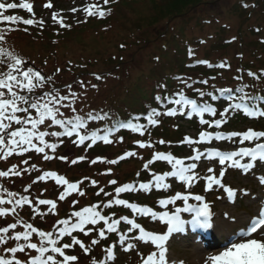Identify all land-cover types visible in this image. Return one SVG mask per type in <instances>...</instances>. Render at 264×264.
<instances>
[{"label": "snow or ice", "instance_id": "obj_1", "mask_svg": "<svg viewBox=\"0 0 264 264\" xmlns=\"http://www.w3.org/2000/svg\"><path fill=\"white\" fill-rule=\"evenodd\" d=\"M115 0H103V5L114 3ZM46 9L53 7L51 2L43 5ZM247 7V5H245ZM21 9L29 14V18H23L20 15L6 14L12 10ZM82 10L85 17H99L104 18L110 14V9L105 10L100 4H85L82 9L73 7L71 11L76 13ZM51 20L53 23L58 24L60 28H70L71 25L65 23V18L59 12H51ZM80 23L86 21H78ZM45 21L43 19L37 20L33 10V4L28 0H19L16 2H4L0 0V66L6 65V71H0V160H7L13 154L23 156L25 153L34 151L36 154H43L45 161L52 160L54 156L49 155L50 150L55 153L60 144L63 143L61 137L72 138V143L77 145H84L86 141L88 148H91L97 140H102L105 144H111L113 141L109 138L113 129H105L103 135H99L98 131H92L88 134L85 130L87 127L86 121H95L105 119L104 115H94L88 113L85 119L84 116L75 115L74 117H66L65 113L61 111V107L71 109L73 113L76 109L72 107L76 99V93L72 91V85H67V95H62L58 89L52 88L45 90L42 94H38V89H44L45 85L53 82L52 76L45 77L40 71L33 67H28L27 61L9 51L2 45L6 43V34L17 30V25L23 24L25 26H39L43 27ZM28 31L27 27L23 29ZM124 47V45H121ZM190 51V55H191ZM199 63L207 64L208 67H213L207 61H199ZM228 65L220 63L216 65L219 68H225ZM60 71L59 68L56 69ZM248 76H255V73L249 71ZM96 79H101L96 76ZM212 79H215L213 77ZM188 88L192 86L187 81H181ZM200 83L207 84L208 80H202ZM81 86L83 83L81 82ZM96 87V85H92ZM247 87V86H245ZM221 95L228 93V99H237L231 95L232 89L221 88L219 89ZM241 93L238 97L239 102L229 103L227 107L219 113L221 118L208 120L203 118L204 113H210L213 117L217 116V109L209 104H200L196 99L188 98L183 91L176 93L179 98L164 97L169 104L181 106L179 111L183 112L184 108H190L191 113L198 114L201 119L200 123L207 125L209 128L213 126L219 128L227 120L230 111L242 109L248 116L251 117H264V107L249 108L248 103L253 99L248 93L244 92L243 88L236 89ZM200 97L205 96V92L201 89H195ZM216 97H213L215 99ZM264 99V97H262ZM157 101H161V96L156 97ZM68 103H65V102ZM176 108H169L163 115L175 116L177 114ZM161 115L155 108H153L145 117L147 125L141 123H127L121 124L119 127L128 128L132 132L139 133L141 136L148 130V126H156L159 123L158 119ZM134 119H139L135 117ZM58 126L59 131H45L41 130V126L50 128L51 126ZM213 132L200 131L198 139H193L185 136L181 143L188 145L192 148L193 155L186 157L192 163H185L184 158H177L174 155L165 152L156 151L152 154L151 159L143 165L145 170L156 161H164L171 166L170 171H165L162 174L152 173L150 182L139 183L138 188L132 183H125L121 186L115 187V197L109 199L106 203L92 204L88 207H81L79 210L71 212L70 216L65 219H57L53 225L54 230H41L34 227L32 223L16 219L15 222L7 223L6 226H0V245L4 247L0 249V264H77L78 256L73 254H66L67 249L79 246L84 254H89L93 246L100 243L101 240L107 239V233H117L118 226L121 221H124L127 226V231H121L118 237V242L122 246V250L128 252L137 247V244L143 243L145 246L154 248L147 255L139 254L141 264H169L167 259L168 249L166 242L173 233L183 232L186 223H190L193 228L211 229L213 227L212 217L213 212L210 204L206 202L205 197L200 194H193L191 191L180 192L168 198H162L158 201L159 205L165 209L157 212L153 211L152 207H142L136 203H130L126 199L118 198L121 193L131 191H150L153 187L156 189H170L171 184L166 183L169 177L177 178L183 182L186 190L191 189L199 179L200 174L196 171L198 161L206 158L209 161L218 160L220 171L218 174L212 166L206 169V175L203 179L206 181L205 191L214 190V186L223 190L226 193L228 200H234L237 197V191L230 186L222 183V180L229 168L242 169L245 172L250 170L254 171L255 163L264 161V142L255 143L254 147H239L237 150L219 151L209 150L207 152L200 151L199 148L193 147L194 145L203 144L206 141L213 139ZM46 137H56L58 142H49ZM233 137H241L240 143L245 141H260L264 138V131H255L249 128L244 132H230L227 139ZM216 140H223L225 136L222 133H215ZM123 138L121 137V141ZM140 148H151V143L137 142ZM160 144L165 141L160 140ZM137 155L136 152L128 151L119 156L118 159L106 160V158L97 157L91 163L95 164L97 161L107 162L108 164H116L119 160H124L127 157ZM61 160L67 161L66 156L58 157ZM244 158H248V162L242 163ZM86 157L80 156L78 159L71 160V164L75 165L78 160H84ZM23 164H28V159L22 161ZM32 169H36L35 164L31 165ZM38 170V169H37ZM28 169H18L16 164H13L6 171L0 170V178L10 176L20 177L22 172L26 173ZM111 172V169L108 170ZM140 175V173H137ZM84 179H87L85 177ZM52 180L55 185L61 186L62 190L59 192L56 200L38 198L36 200L29 199L28 195L19 194L14 191H9L0 185V217H7L10 214L19 216L18 209H22L25 205L30 206L32 213L41 216L42 218L46 213L39 210L38 206H48V212L52 214L57 213V200L65 201L73 193L79 196H84L85 192L81 190L83 181L70 182L63 175H59L55 171H44L38 175L35 180L28 184L23 191L27 193L29 189L37 181ZM93 185L97 184L96 180H92ZM110 184L116 185V180H110ZM258 183L264 185V174L258 177ZM104 193L106 196H111V193L105 192L103 188L99 190L96 195ZM5 194L7 199H5ZM242 195L250 196L251 194L243 190ZM18 197V198H17ZM219 198V197H218ZM194 200L197 204L189 203ZM178 201L183 202V207H175L174 211H169L168 206L176 205ZM71 204L77 203L75 200L70 201ZM5 205H12L7 207ZM113 205L123 206L130 209L132 213L141 217H151L153 220H158L166 225V231L163 234H158L154 230H146L140 223L128 216H120L119 218H112L108 215L102 214L100 210L103 208H111ZM182 213H192L190 221L182 219ZM226 220L232 224H242L239 230L235 228L229 231L228 236L225 237V242L221 250L209 254L204 260V264H264V202L259 204L254 214L238 218L237 216L224 213ZM102 227H97L101 225ZM18 225H21L23 230H17ZM58 226V227H57ZM91 226V227H89ZM138 230V235L134 233ZM82 233L84 236H89L91 233H97V238L91 239L90 245H86L81 239L73 235L75 232ZM128 233H133L129 236ZM33 234L39 240L32 242ZM65 237L70 238V242H62ZM130 240L136 243L127 242ZM12 242L15 246H11ZM126 244V247L124 245ZM35 254H32V253ZM105 253L104 259L97 260L93 258L91 264H109L115 261L116 256L113 251V246H108L103 249ZM20 254V255H18Z\"/></svg>", "mask_w": 264, "mask_h": 264}, {"label": "trees", "instance_id": "obj_2", "mask_svg": "<svg viewBox=\"0 0 264 264\" xmlns=\"http://www.w3.org/2000/svg\"><path fill=\"white\" fill-rule=\"evenodd\" d=\"M138 1H147L148 2V15L142 16L138 20L130 21V27L125 24H121L120 32L118 33L119 39L115 37V40H119V43H115V46L123 50L124 47L128 46H134V45H140L139 43L142 42V40L147 45L151 41L147 39H144V36L147 35L145 32V29H157L160 27V24L162 22H165V24H169L172 21L178 19V17H182L186 15V22L187 20H192L193 16L197 15L198 17V25H204V24H211L209 22L210 19H213L208 16V13H203L200 11V9H206L208 1L205 0H134L129 3H135ZM122 0H115L114 3H111L110 14L105 16L101 19H87L86 22H83L81 24H73L72 22H68L67 24H70V28H60L58 25H56V29H32L27 28L28 31H12L10 33L6 34V43H4L2 46L7 48L9 51H12L13 53L23 57L24 59H30L31 61H38L41 62L45 58H48L54 49L52 48L59 46L60 43L63 44V40L65 39V36L72 35L74 33H77V31L80 30V27L82 26H88L89 23L93 25H99L101 29H114L116 27V24L120 21V19L123 20L124 17V8H120L119 4H122ZM243 4V5H242ZM242 5L239 7L240 10H242L245 5L249 6L251 9V12H249V16L252 17V14L254 12L262 13L264 15V0H258L255 3L247 4L240 3ZM194 12V13H193ZM208 12V11H207ZM192 14L193 16L187 17L188 14ZM185 18V17H183ZM188 18V19H187ZM249 32H250V39H244V36L241 34L239 37H234V41H228L224 38H221L220 34L222 33L217 32L212 35H209L206 38L201 37H188L184 36L183 33H179L178 37L180 39L184 38V43L186 44V47H184V50L180 57H175L174 55L172 57L166 56L167 53H170L167 49H162L164 54L163 56H156L155 68L151 69V73L148 75H141L135 85V91L129 92L130 90H127L125 96H130L131 93H134L137 98L134 101H131L129 98H125L124 102L120 96L118 97L117 101L113 103V100L110 99L107 104L102 109H95L93 111L94 115H104L105 119L103 120H95V121H86L87 127L86 132H89L90 129L95 131L104 132L105 129H113V132H118V130L121 128L119 127L121 124H124L125 122H139L137 119H134L135 117H141V120L145 119L147 114L155 108L158 112L161 113L159 117H154L155 119L159 120V123L156 126H148V136L151 138H154V141H150V143L153 145L154 148H146V150H149L150 154L145 155L144 159H141L139 157L132 156L128 157V162H135L136 168L133 172L129 174H125L124 176H116V181L118 183L129 181V179H141L145 180V178L148 177L147 171H142L141 167L143 166L144 162H148L149 159H151V155L157 150L168 147L173 153L178 154L183 149L180 147L179 142H181L185 136L186 130L182 125H180V122H184L186 124H191L193 126H197L196 121H189L185 119V116L191 115L189 109L190 108H184L183 112H180L179 109L181 106L177 105L174 106L173 104L167 103L166 100H163L164 97L174 98L176 97V93L183 91L186 96L190 97H196L197 100L201 103H206L213 106H218L221 101H223L229 94L225 93L224 95H221L219 89L221 88H229L232 89V93H236L238 97L241 95V93L237 92L236 89L243 88L244 92L248 93L251 97L253 96H263L264 97V25H260V23L251 25L249 24ZM145 26V27H144ZM0 27H5V25H0ZM97 27V28H99ZM223 30H226L227 26L224 25L221 26ZM175 29L174 27L172 28ZM178 32V31H177ZM153 34L156 35V38L159 39V42L161 41H168L170 35H168L167 30H162L160 33L153 32ZM23 36V37H17ZM177 35V34H176ZM173 36V40H176L177 36ZM26 37L25 40H22V38ZM41 38V39H40ZM55 38V39H54ZM216 38V39H215ZM28 40V41H27ZM36 40H42V42L47 41V45H49L47 48L40 46V44H35ZM55 41L53 43V41ZM202 41L200 45H203L204 48L201 50L199 49L200 46L198 44V41ZM32 41V42H29ZM62 41V42H61ZM183 41V40H182ZM158 42V43H159ZM32 43L36 46V48H32ZM130 43V44H128ZM121 45H124V47H121ZM165 45V44H164ZM197 45V46H196ZM236 46L235 52L230 54H224L223 56L217 55L216 52L222 51V49H227L230 46ZM40 46V47H39ZM163 46V44H162ZM165 48H167V45H165ZM165 50V51H164ZM168 51V52H167ZM191 51V55H190ZM163 57V58H162ZM115 58V59H114ZM114 58H110V62L115 61L113 67L111 70L108 71V73H113L114 69H121V67L125 64V61L122 55H117ZM162 58V60H161ZM29 61V60H28ZM30 61V62H31ZM108 61V60H107ZM159 61V63H158ZM199 61H207L208 63L212 64L213 67H208L207 64L199 63ZM235 61V62H234ZM32 62V63H33ZM70 66H68V69L70 71H73L75 75H79L78 78H76V81H73V83H70V85L77 86L80 82H84V76L87 75L89 65V60H86L82 58V60H75L69 61ZM158 63V64H157ZM220 63H225L228 65L225 68H219L216 67V65H219ZM6 65L0 66V71H6ZM251 71L255 73V76H248V72ZM108 73H105L107 75ZM190 76V77H189ZM215 77V79H212ZM208 80L207 84L200 83L202 80ZM187 81L188 84H190L192 87L188 88L184 83L181 81ZM51 82L48 84V88L50 87ZM69 85V84H67ZM65 85V86H67ZM62 86V87H65ZM247 86V87H245ZM60 88V87H57ZM201 89L205 92L204 97H200L198 93L195 92V89ZM40 89L37 90V92ZM48 89H42L38 94H42L43 91ZM161 96L162 100L157 101L156 97ZM213 97H216L213 99ZM253 99H256L253 97ZM257 100V99H256ZM250 101V100H249ZM258 101V100H257ZM262 107H264V101L260 103ZM170 107L176 108L177 111V117L171 118V116L163 115L164 112H166ZM90 112L86 111V114L83 115L86 119L87 114ZM230 118V125L233 127L237 126L236 124L243 120L241 118V113L239 111L235 112L234 110L231 111L228 114ZM146 120V119H145ZM145 125H147V120L143 121ZM142 124V123H141ZM258 125L261 124L260 122L257 123ZM171 126L176 127L177 129L170 128ZM198 127V126H197ZM45 129V128H44ZM54 129L52 127L45 129V131ZM122 129V128H121ZM43 130V129H42ZM110 135L111 138H114L116 134ZM125 135L129 136L128 132H124ZM130 141L138 139L140 136L137 135H130ZM55 138H53V142L55 141ZM144 138V137H143ZM46 139L52 140V138L46 137ZM159 139H164L165 143L160 144ZM65 141V140H63ZM66 143L63 142L59 145L55 153H52L50 150H47L49 152V155L54 156L52 160L48 161H42L41 165L39 163H34L37 168L36 169H30L28 176L33 177V180L36 179V177L40 174H42L44 171H55L59 175L65 176L66 179H68L70 182H77L80 181V177L77 178L76 181L71 180L69 178L68 172H61L58 169H50L44 164L49 165L52 162L56 161V155L63 149ZM133 147H137L134 145H131L128 142L121 143V149H117L114 151V148L111 144H101L97 146H92L91 148H88L86 144L79 145L76 147L77 150V157L75 159H78L80 156L86 157V159L90 158L91 156L95 157H103L104 154L107 152H110L113 155L120 154L121 152H124L126 149H131ZM154 149V150H153ZM115 152V153H114ZM24 155L29 157H39L43 156V154H36L34 151H30L28 153H25ZM23 155V156H24ZM86 159L84 160H78V163L76 164L79 168L84 169L87 166ZM114 160V159H112ZM126 162V161H125ZM127 163V162H126ZM114 168L121 167V165H118L116 163ZM66 166V165H65ZM69 166V164L67 165ZM72 166V165H70ZM151 166V165H150ZM149 166V168H150ZM156 165H153L155 168ZM73 167V166H72ZM38 169V170H37ZM86 172H88L86 170ZM137 173H140V175L135 176ZM87 175V174H84ZM110 176L113 175L111 172L109 174ZM122 177H124L122 179ZM7 180L9 179L6 178ZM11 179V177H10ZM90 179V178H89ZM84 179L83 183L81 184V190L86 193H90L91 197H89V202L85 205L82 203L75 204L71 207H63L58 212L60 213L58 215L59 218L69 217L71 212L74 210H79L81 207H88L92 204H102L107 202L108 198L110 196L104 195V193H100V195H96V193L99 192L101 188L99 187H91L90 180ZM5 180V178H4ZM146 181V180H145ZM44 181H37L35 184L32 185V187L29 189L27 193L23 191V189L26 187V185L23 184H16L17 188L14 187V192H17L19 194L28 195L29 197L32 196L30 192L36 191V194H39L42 192L41 185ZM46 182L51 184V188H49L47 195L45 196L42 194L39 196L40 198L45 199H54V197L62 190L61 186L55 185V182L52 180H47ZM4 188H7L9 190V186H5L3 184ZM37 187H39L37 189ZM37 189V190H36ZM115 185L109 186L107 185L105 187V192L111 193L112 195H115L114 192ZM77 194V193H75ZM111 195V196H112ZM74 196V193L66 198L65 201L62 202V206H66V202L71 200V198ZM38 197V198H39ZM142 198L147 200L148 195L145 193L142 194ZM106 200V201H104ZM12 207V205H10ZM39 210H42L45 206H38ZM48 207V206H47ZM108 210H113V208H108ZM19 213V216L17 217L15 214H10V217L14 219H22L23 221H26L28 223H32L34 227H37L41 230H54L50 229L48 226V223H44L42 221V218H40L39 215H36L31 212L27 208V205H25L22 209L17 210ZM119 213V211H117ZM123 212V209L120 210V213ZM56 215V214H55ZM17 228L23 229L21 225H18ZM75 235V234H74ZM91 235V234H90ZM89 236H84L82 233L76 234L77 238L81 237L83 240L88 239L91 241L93 239V235L90 238ZM33 236H35L33 234ZM69 237H65L62 242H69ZM79 246H75L72 249H67L66 254H73L78 256L77 264H89V261L91 257H88L84 254L83 250L78 248Z\"/></svg>", "mask_w": 264, "mask_h": 264}, {"label": "rangeland", "instance_id": "obj_3", "mask_svg": "<svg viewBox=\"0 0 264 264\" xmlns=\"http://www.w3.org/2000/svg\"><path fill=\"white\" fill-rule=\"evenodd\" d=\"M53 2V7L51 9H46L43 7V5L47 2ZM122 4L120 5V8H124V17L123 20L120 19V21L116 24V27L113 29H101L99 25H93L89 23L88 26H82L80 27V30L77 31V33L66 35L65 39L63 40V44L60 43L59 46L52 48L54 51L52 54L45 58L43 61L40 62L39 67L41 69V73L43 75L45 74L47 76H52L53 82H51V89L56 88L59 90V92L62 95H67L68 88L67 84L73 83V81H76V78L79 77V75H75L73 71H70L68 69V66H70L69 61L75 60H82V58L89 60L88 73L84 76L83 79V86H81V82L79 81V84L77 86L72 85V91L76 93V99L73 103L72 107L76 109V112L73 113L71 109H67L64 107H61L62 112H66V117H74L75 115H85L86 111H92L95 109H102L107 104V102L112 99L113 103H115L120 96V98L123 99L122 102H124L125 98H129L131 101L136 100L137 96L134 93H131L130 96H125L127 90H130L129 92L135 91V85L141 75H148L151 73V69L155 68L156 63L155 59L156 56H163L164 54L162 49H167L170 51V53H167L166 56L172 57L173 55L175 57H180L182 54L184 47H186V44L184 43V38L180 39L178 37L179 33H183L184 36L188 37H201L206 38L209 35H212L217 32H220L221 30V38H224L228 41H234V37H239L241 34L244 36V39H250L249 35L250 32L248 30L249 24L255 25L260 23V25H264V15L262 13L254 12L252 14V17L249 16V12H251V9L249 6L243 7L242 10L239 9L242 5L240 3H255L258 0H205L208 1L207 3V9H200L203 13H208V16L213 18L210 19L209 22L211 24H200L198 25V17L199 16H193L192 14H188L187 17L193 16L192 20H186V15L182 17H178V19L172 21L169 24H165V22H162L160 24V27L157 29H145V32L147 35L144 36V39L149 38L151 41L147 45L142 40L140 45H134V46H128L124 47L123 50L115 46V43H119V40H115V37L119 39L118 33L120 32L121 24L128 25L130 27V21H135L141 18L142 16H147L148 13V2L146 1H138L126 4L125 1H134V0H122ZM9 2H16L19 3V0H9ZM29 2V1H28ZM30 3L33 4V10L35 13V18L37 19H43L45 21L44 25H55V23L51 20V12L56 11L61 14V16H66L69 18V22H72L73 24H81L78 21H81V19L84 17V13L82 10L77 11L76 13H73L71 9L73 7L77 9H82L85 4H100L102 7H105L106 5H103V0H34ZM21 10V9H17ZM208 11V12H207ZM18 15L24 14V17L29 18V14L26 11H17ZM194 13V12H193ZM38 15H41L40 17ZM22 17V15H21ZM185 17V18H183ZM88 18V17H87ZM93 19V17H90ZM89 19V18H88ZM188 19V18H187ZM224 25L227 26L226 30L221 29ZM99 27V28H97ZM145 27V26H144ZM175 28L174 30L172 28ZM35 29V28H32ZM167 30L168 35H170L168 41H161L159 42V39L156 38V35L153 34V32L156 31V33H160L162 30ZM178 31V32H177ZM177 34V35H176ZM176 35L178 39L173 40V36ZM17 37H23L18 36ZM26 37L22 38V40H25ZM41 39V38H40ZM216 39V38H215ZM183 40V41H182ZM28 41V40H27ZM32 42V41H29ZM62 42V41H61ZM159 42V43H158ZM40 44V46L48 47L46 43L48 42H42V40H36L35 44ZM54 43V41H53ZM202 41H198V44L200 46V50L204 48L203 45H200ZM130 44V43H128ZM163 44V46H162ZM167 45V48H165V45ZM39 46V47H40ZM236 46H230L227 49H222V51L216 52V54L219 56H223L224 54H230L232 55L235 52ZM32 48H36V46L32 43ZM165 51V50H164ZM167 51V52H168ZM237 51V50H236ZM117 55H122L125 61V64L121 67L119 70L114 69L113 73H108L109 70L113 67L115 61L110 62V58H114ZM163 58V57H162ZM161 58V60H162ZM115 59V58H114ZM108 60V61H107ZM235 62V61H234ZM159 63V61H158ZM157 63V64H158ZM26 66L30 67L29 64ZM59 68L60 71L57 72L56 69ZM105 73H108L105 75ZM44 75V76H45ZM100 76L101 79L97 80L96 76ZM190 77V76H189ZM92 85H96V87H92ZM65 86V87H62ZM62 87V88H57ZM45 88H48V84L45 85ZM65 103H68L67 101ZM92 113V112H91ZM264 121V120H262ZM253 122H248L244 126H240L241 130L247 131L249 128L252 127ZM180 125L186 128V123L180 122ZM171 128V127H170ZM196 133L193 132L191 134L192 137ZM241 138V137H240ZM264 141V140H263ZM260 142V141H259ZM230 143H225V146L229 145ZM115 153V152H114ZM188 153H186L187 155ZM77 155V151L75 148L71 147L69 143H67V146L64 147L56 156V161L52 162L49 165L44 164V166L50 168V169H58L61 172H68L69 178L71 180L76 181L77 178L80 177V181H83L85 177L90 180L91 187H99L104 188L109 184V181L112 178H115L114 176L120 177L122 175V172H129V169H133L134 163H127L128 165H123L121 167H115V164H108L107 162H100L97 161V163L92 164L91 161L96 159L97 157L91 156L90 158L86 159L87 166L84 169L79 168L76 164H71V160L75 159ZM110 152H107L103 155L102 158H107L108 160H111ZM13 156V157H12ZM9 157L6 161L1 160L0 166L7 170L9 167H11L13 164H16L18 166V169H28L26 173L22 172V175L20 177L10 176L9 179L5 180L1 178L0 185L3 186V184L6 186H9V191H14V187L17 188L16 184H23L27 185L30 184L33 181V177H30L29 171L31 169V165L34 163H39L41 165V159L40 157H25V156H17L12 155ZM60 156H66L68 158L67 161L61 160L58 157ZM110 157V158H109ZM114 157V156H113ZM117 157V156H116ZM115 158V157H114ZM24 159H28L29 163L23 164L22 161ZM69 164V166H67ZM66 165V166H65ZM72 165V166H70ZM203 167V166H202ZM219 167V168H218ZM220 171V166L215 167ZM111 169L113 175L110 176L108 170ZM86 170L88 172H86ZM87 174V175H84ZM248 172L243 171L240 169L239 172L236 174L232 173L230 169L226 172V180L227 183L237 191L238 198L236 200H228L227 197L222 193V191H217V189H214L216 191L214 192L215 200H212L211 203L214 205V207L217 208L216 212V220L217 218H220L221 220H226L224 217V213L232 214V211L235 210L238 215H244L245 208L247 206H258L260 204V199L262 196H264V185H260L258 183V177L262 174L261 173H255L247 175ZM124 177H122L123 179ZM92 180H96L97 184L93 185L91 183ZM206 185V183H205ZM39 187H37L38 189ZM42 192L39 194H36V191L30 192L32 194L31 199L36 200L39 196L44 194L45 196L48 193L49 188H51V184L44 181L41 185ZM36 189V190H37ZM205 189V186L203 187V191ZM243 190L248 191L251 195L245 196L242 195L241 192ZM202 191V192H203ZM201 193V192H199ZM59 194V193H58ZM58 194L54 197V200L57 199ZM90 193H86L84 196H79L78 194L74 193V196L71 198V200L66 202V206H62V202L57 200V213L61 210L63 207H70L72 204L70 201L75 200L76 202H79L78 204L82 203L85 199H88L90 196ZM259 197L258 199L256 197ZM219 197V198H218ZM18 198V197H17ZM208 198V196H207ZM5 199H7L5 194ZM257 199V200H256ZM8 206V205H7ZM27 208L30 210V206L27 205ZM170 208V207H169ZM46 215L42 218V221L44 223H48V226L50 229L53 228V225L57 221V219H60L58 216L49 213L48 207H44L42 210H40ZM215 220V221H216ZM228 221V220H227ZM15 222L14 219L10 216L7 217H0V226H6L7 223ZM155 227H160L159 224H155ZM240 224H234L232 228H220V231L222 230V233H229V231L233 228H240ZM191 240H186V238H175L171 241L169 245H167V259L169 262H177L179 261L181 264H196L193 263L192 260V251L196 249L195 246H193L190 243ZM141 244V245H140ZM137 244V247L133 250H130L128 252H120L117 261V264H141L140 255L142 253H145L147 255L149 249L151 247L149 246H142V243ZM3 246V245H2ZM139 253V254H138ZM204 260V259H203ZM202 259L199 261L198 264H203L204 261ZM203 261V262H202Z\"/></svg>", "mask_w": 264, "mask_h": 264}, {"label": "bare ground", "instance_id": "obj_4", "mask_svg": "<svg viewBox=\"0 0 264 264\" xmlns=\"http://www.w3.org/2000/svg\"><path fill=\"white\" fill-rule=\"evenodd\" d=\"M256 198L258 199L259 197L257 196ZM234 213H235V210L232 211V214L234 216H237L238 218L247 217L250 214L249 211H244V215H238L237 213L235 215ZM219 218H220V215H219ZM219 218H217L215 225H214V228H213L215 232H217L219 230V228L224 227V228L229 229V228H232L234 226V224H232L231 222H229L227 220H221ZM192 256L193 257H192L191 262L193 261V263H196V264H198L201 259L203 260L206 258V254L202 253L201 249L198 247H196V249H194L192 251Z\"/></svg>", "mask_w": 264, "mask_h": 264}]
</instances>
